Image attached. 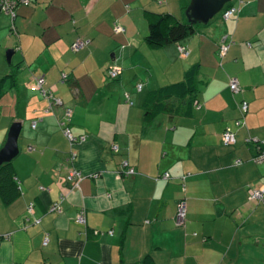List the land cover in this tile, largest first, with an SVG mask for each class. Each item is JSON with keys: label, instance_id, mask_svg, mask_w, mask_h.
Returning a JSON list of instances; mask_svg holds the SVG:
<instances>
[{"label": "crops", "instance_id": "crops-1", "mask_svg": "<svg viewBox=\"0 0 264 264\" xmlns=\"http://www.w3.org/2000/svg\"><path fill=\"white\" fill-rule=\"evenodd\" d=\"M186 1L32 0L13 19L0 13V80L16 71L0 82V149L21 123L7 162L15 192H0V264H264V199L248 192L264 193V161L245 141H264V0H231L230 18L220 12L177 43L148 46L154 15L187 19ZM77 39L88 46L71 49ZM196 63L192 113L148 119L145 93ZM226 127L234 143L223 142Z\"/></svg>", "mask_w": 264, "mask_h": 264}, {"label": "trees", "instance_id": "trees-1", "mask_svg": "<svg viewBox=\"0 0 264 264\" xmlns=\"http://www.w3.org/2000/svg\"><path fill=\"white\" fill-rule=\"evenodd\" d=\"M15 1L18 2L17 0H15ZM31 2H32V0H28L26 4L17 5L16 7H14L13 12H6V11H4V9L0 8V13H5L13 19L16 15L17 11H18L19 6L30 5ZM187 4H188V0L182 5L183 9L186 8ZM229 7L238 8L239 6L233 5L231 3V0H230L229 2H227L224 5V7L222 8V10L220 12L223 13V11H225ZM237 12H235V13H237ZM222 13H221V16H222ZM235 13H233V14H235ZM184 20L177 19L171 13H158V14L154 15L153 20H151L149 22L148 31L144 37L145 43L152 48H159V47H163L169 43H177L180 40H182L188 36H191L192 34L195 33L197 27L200 26V24H196V23L192 24V23L188 22L187 19H184ZM10 29H11V31H14V28L12 26H10ZM115 31H119V29L117 30L115 27ZM81 40H83V42H85L81 48L73 49L72 48V44L74 43V41H73L70 44L71 49L80 50V49H83L86 46H88V44H89L88 40H86V39H81ZM10 65H12V67L16 66V65H13L12 63ZM114 70H116L117 73L115 76H111L110 72L114 71ZM197 71H198V63L193 64L185 72L183 79H181L180 81L170 83V84H166V85L160 86L158 88L151 89V90L147 91L145 93V96H144L143 102H142V108L146 114V117L149 119L152 115L160 114V113H167V114H170L171 116H173V115H175V116H189L192 113V111L196 105L195 96H196V93L198 90ZM15 74H16V71H12L11 73L6 74L4 77H2L0 82H2L4 79H6V80L11 79L10 81L13 82L16 78ZM119 74H120V72H119L118 68L114 69V67H111V68L107 69V76L110 79H116ZM37 77H42L43 82H44L43 76H37ZM42 85H43V83H42ZM38 88L42 92L46 91L43 88V86H40ZM137 88H138V90H140L141 84H138ZM229 89H230V87H229ZM230 91L233 92L231 89H230ZM233 93H235V92H233ZM2 94H3V90L0 86V96ZM53 98H56V97L51 96V100ZM240 107H241V102L239 103V111H240L241 115L243 116L247 112V110L245 112H242V109ZM239 121L242 122V120H239ZM231 130H232V128H231ZM224 131H223V133H224ZM245 141L247 144L252 143L255 145V148H254L255 151L252 150L253 154H251V160L254 161L255 163H260L261 161H264V159L259 161L260 157L264 156V141L252 140V138H249V137L246 138ZM114 146H116V145H112V150L117 151V146H116V149L114 148ZM27 150L30 151L32 149L27 148ZM239 162H241V160H236L235 163H239ZM8 164L4 163V164L0 165V192L2 191L3 194L5 191L9 192L11 189H13V191H14V187H15V183L13 181L12 174L9 171ZM80 177H81V175H80ZM76 180H77L76 183H78L79 178L78 179L76 178ZM256 202H258V201H256ZM185 221H186V218H185ZM184 224H185V222H184Z\"/></svg>", "mask_w": 264, "mask_h": 264}, {"label": "built area", "instance_id": "built-area-1", "mask_svg": "<svg viewBox=\"0 0 264 264\" xmlns=\"http://www.w3.org/2000/svg\"><path fill=\"white\" fill-rule=\"evenodd\" d=\"M18 2H16L15 0H0V8L4 9V11L6 12H13L14 11V7H16L17 5L19 4H26L28 0H17ZM239 10V7L238 8H235V7H229L228 9H226L225 11H223L222 13V17L224 19H228L233 13L237 12ZM116 29L118 30L119 27H116ZM222 43L220 44L219 46V49H218V53L223 56L225 54V52L228 50L229 48V45L230 43L229 42H226L224 41V39H222L221 41ZM85 42H83V40L81 39H77L73 44H72V48L73 49H79L81 48L83 45H84ZM181 50H183V48H181ZM111 76H115L116 75V70L114 71H111ZM42 83H43V78L42 77H38L37 78V86L40 87L42 86ZM229 87L230 89L233 91V92H238L239 90V86H238V82L235 78L231 79L230 82H229ZM45 93V91H43ZM51 97V95H49ZM54 102H57L59 103L60 100L58 98H53L52 99ZM242 109V112H245L247 110V103L245 101H242L241 102V107ZM71 115V110L70 109H66L65 111V117L67 119H69ZM242 122L241 121H237L236 122V125H240ZM32 126L34 127L35 126V121L32 122ZM64 132L66 134V136L71 140V141H75V137H73L69 131V129L66 127L64 128ZM80 140H83L84 137L83 136H80L79 137ZM222 140L223 142L225 143H233L234 140H235V136H234V133L233 131L231 130L230 127H227L224 131V133L222 134ZM114 148L116 149V146H114ZM76 155V153L73 151L71 152L70 154V158H74ZM264 156H261L259 161L263 160ZM123 167H125V170L127 173H133L134 172V168L131 167L127 161H123ZM68 178L70 180H74V179H78L80 178V172L73 169ZM76 183V181L74 182ZM249 192V199L250 200H254V201H261L264 199V193L262 190H256V189H249L248 190ZM185 218H186V205L184 202H180L178 204V209H177V214H176V223L178 225H183L184 222H185ZM81 219V218H79ZM78 219V220H79ZM1 239V237H0ZM47 242V238L44 239L43 241V244L45 245Z\"/></svg>", "mask_w": 264, "mask_h": 264}, {"label": "water", "instance_id": "water-1", "mask_svg": "<svg viewBox=\"0 0 264 264\" xmlns=\"http://www.w3.org/2000/svg\"><path fill=\"white\" fill-rule=\"evenodd\" d=\"M230 0H189L185 9V16L190 23L207 24L216 16ZM12 50L6 51V58L10 62ZM21 129L19 121L13 122L9 128L7 140L0 149V165L10 162L18 153V136Z\"/></svg>", "mask_w": 264, "mask_h": 264}, {"label": "rangeland", "instance_id": "rangeland-1", "mask_svg": "<svg viewBox=\"0 0 264 264\" xmlns=\"http://www.w3.org/2000/svg\"><path fill=\"white\" fill-rule=\"evenodd\" d=\"M215 17V16H214ZM4 56H5V51H4Z\"/></svg>", "mask_w": 264, "mask_h": 264}]
</instances>
